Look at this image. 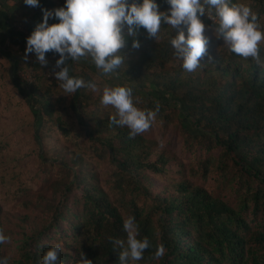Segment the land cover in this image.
<instances>
[{"label":"trees","instance_id":"1","mask_svg":"<svg viewBox=\"0 0 264 264\" xmlns=\"http://www.w3.org/2000/svg\"><path fill=\"white\" fill-rule=\"evenodd\" d=\"M256 1L259 17L264 16V0ZM157 3L162 11L169 7L166 0ZM63 5L64 0H40L38 7H29L23 0H0V42L8 39L1 46L12 61L15 85L36 116L38 131L50 122L69 138L71 129L61 116L54 118L49 99L52 88L61 83L49 75L59 70L55 69L58 55L47 53L49 65L44 68L34 55L24 56L26 38L42 22V10ZM202 19L213 25L205 16ZM177 31L162 22L156 40L141 28L137 36L141 47L133 49L129 38L122 49L124 55L129 52L136 58L127 59L108 79L131 86L138 108L155 111L158 104L156 117L166 125H180L187 149L192 151L195 143L206 152L220 149L219 156L208 161L222 177L238 179L240 186L248 188L241 205L234 208L187 180L175 183L173 190L154 193L156 176L167 171L171 159L144 132L133 138L126 127L110 123L112 115L100 114L93 94L81 88L71 104L77 123L92 142L95 157L107 161L113 172L103 178L78 152L55 156L52 161L65 168L66 179L44 206L47 222L19 239L21 264H42L43 255L55 244L62 247L60 264H77L81 252L93 264H119L121 249L111 241L126 240L123 221L127 216L135 217L139 238L146 236L150 241L136 264L155 262L160 244L165 253L159 264H264V46L260 45L257 63L231 51L218 52L210 40L201 65L189 73L171 45ZM9 47L16 50L10 52ZM67 65L70 75L86 81L100 72L90 58L69 60ZM29 69L32 79L22 78L20 72ZM40 77L47 84L43 82L44 89ZM149 198L155 200L151 207L140 204ZM249 209L261 215L255 231L244 215ZM2 212L0 205V229L4 230ZM5 245L0 244V256Z\"/></svg>","mask_w":264,"mask_h":264},{"label":"clouds","instance_id":"2","mask_svg":"<svg viewBox=\"0 0 264 264\" xmlns=\"http://www.w3.org/2000/svg\"><path fill=\"white\" fill-rule=\"evenodd\" d=\"M29 7H38L40 0H23ZM168 9L161 10L157 0H64V5L54 10L43 9V20L26 38L25 59L34 55L39 65L48 67L46 54L58 55L53 75L61 82L66 96L79 89L93 92L98 90L94 80L70 75L69 60L79 61L90 58L103 76H114L127 60L122 52L131 38V47H141L137 39L139 30H146L149 38L157 40L161 23L178 30L171 39L175 55L182 60L186 72H194L201 65L211 37L206 35L205 14L213 21V35L222 39L229 50L243 58H253L260 62V43L264 41V29L259 22V14L248 4L236 0H166ZM55 20V23H49ZM211 59V57H209ZM133 88L128 84H113L103 87L100 103L112 106L115 114L110 123L126 127L129 136L135 137L148 130L159 111L141 109L133 99ZM163 146V144H161ZM126 240L111 242L121 251L119 264H136L144 258L150 247L148 237L139 238L138 225L134 216L123 221ZM10 236L0 229V244L9 242ZM62 247L52 245L42 257V264H60ZM165 253L163 244L157 246L154 259ZM0 264H8L6 256H0ZM77 264H93L81 252Z\"/></svg>","mask_w":264,"mask_h":264},{"label":"rangeland","instance_id":"3","mask_svg":"<svg viewBox=\"0 0 264 264\" xmlns=\"http://www.w3.org/2000/svg\"><path fill=\"white\" fill-rule=\"evenodd\" d=\"M236 2L248 4L259 14L256 0H236ZM259 22L264 29L263 15H260ZM205 25L206 35L211 37L210 40L213 41L216 50L230 52L223 40L213 35L211 30L213 25L206 23ZM6 40L8 43V39ZM6 40H2L3 44L0 42V205L3 209L4 232L11 239L5 243L2 255L8 258V264H21L19 239L24 233H34L33 227L47 222L48 213L44 209L53 199L57 187L63 188L59 183L66 179L65 168L58 162H53V158L65 151V153L78 152L97 169L100 175L104 176L103 178L111 174L113 168L107 161L95 157L92 142L78 125L71 107L75 93L66 96L60 85L52 88L49 99L56 111L54 118L61 116L71 129V134L69 138L64 137L58 126L50 122L38 131L36 116L15 85L12 61L4 55L6 51L2 46H5ZM9 43L14 45L12 41ZM260 45L264 46V41ZM9 48L10 52L16 50L14 47ZM125 56L127 59L136 58L129 52ZM29 57L32 58L33 55ZM40 74L42 75V72ZM32 75L31 69L20 72V76L27 80L32 79ZM92 76L98 85V90L96 92L90 90V92L98 103L99 113L114 115L115 109L112 106H103L100 101L103 87L118 82L111 83L109 77L103 76L100 72ZM40 79L44 89L43 82L45 84L46 82L42 77ZM144 134L150 140H154L157 143L156 148L171 159L167 171L156 176V184L152 185L154 193L173 190L175 183L187 180L203 187L211 196L234 208L241 205L242 195L248 192V188L244 185L240 186L238 179L233 182L222 177L216 165L208 161L210 157H218L220 149L206 152L197 143L192 151L187 149L180 125L175 123L166 125L157 117ZM231 177L232 175H229V178ZM74 194L80 192L76 191ZM140 204L151 207L155 204V200L141 199ZM244 215L253 227V231L257 230L261 215L255 216L251 209L246 210ZM25 216L30 218L28 222L25 221ZM250 243L254 247L253 241ZM262 253L261 251L258 254ZM150 264H159V260Z\"/></svg>","mask_w":264,"mask_h":264},{"label":"built area","instance_id":"4","mask_svg":"<svg viewBox=\"0 0 264 264\" xmlns=\"http://www.w3.org/2000/svg\"><path fill=\"white\" fill-rule=\"evenodd\" d=\"M205 17H206L210 22H212V24H213V21L210 20V19L207 17V14H205ZM54 71H56V70H54ZM54 71L49 72V75H50V76H53V72H54Z\"/></svg>","mask_w":264,"mask_h":264}]
</instances>
